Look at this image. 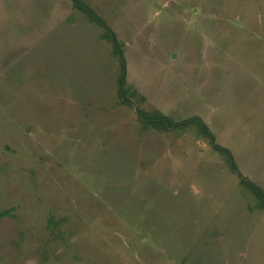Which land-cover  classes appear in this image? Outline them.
<instances>
[{
	"label": "rangeland",
	"instance_id": "374dc122",
	"mask_svg": "<svg viewBox=\"0 0 264 264\" xmlns=\"http://www.w3.org/2000/svg\"><path fill=\"white\" fill-rule=\"evenodd\" d=\"M80 1L0 0V264H264V0Z\"/></svg>",
	"mask_w": 264,
	"mask_h": 264
},
{
	"label": "trees",
	"instance_id": "16d2710c",
	"mask_svg": "<svg viewBox=\"0 0 264 264\" xmlns=\"http://www.w3.org/2000/svg\"><path fill=\"white\" fill-rule=\"evenodd\" d=\"M73 1V4L75 5V6H77V7H79V8H81V9H84L85 11H87V13L91 16V17H93V18H95V20H97L100 24H104L103 23V21L101 20V19H99L93 12H92V10L91 9H89L88 7H86L80 0H72ZM107 31H108V29H107ZM109 32V31H108ZM109 35H110V33H109ZM111 35L113 36V33H111ZM119 44H118V48H119ZM124 77V76H123ZM123 77L120 75L119 76V78H118V81H119V79L121 78V82H120V86H121V83H122V80H123ZM120 90L121 89H119V91H118V93H119V95H120ZM123 96V95H122ZM125 98V97H124ZM121 101H125V102H128V100L125 98L124 100H121ZM138 110V109H137ZM138 117H139V119L140 120H142V121H146V122H148L149 124L151 123L152 125H155V126H158V125H162L163 123L166 125V126H174V125H177L178 124V122H170L169 120H167V119H164L163 117H161L160 115H157V117H155V118H152V119H147V118H145L142 114H141V112H139L138 111ZM202 127V130L207 134V135H209V136H211L210 135V133L208 132V130H207V128H206V126L205 125H203V126H201ZM229 155V158H230V154H228ZM243 179V178H242ZM243 180H245L247 183H249L248 182V180H246V179H243ZM250 184V183H249ZM252 187H254V190H256L257 192H258V194L259 195H261V204H260V206H264V193L263 192H261L260 190H258L255 186H253V185H251Z\"/></svg>",
	"mask_w": 264,
	"mask_h": 264
}]
</instances>
